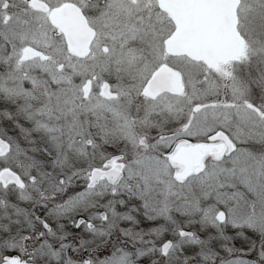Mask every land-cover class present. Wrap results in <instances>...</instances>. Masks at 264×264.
<instances>
[{"label": "snow or ice", "instance_id": "1", "mask_svg": "<svg viewBox=\"0 0 264 264\" xmlns=\"http://www.w3.org/2000/svg\"><path fill=\"white\" fill-rule=\"evenodd\" d=\"M0 264H264V0H0Z\"/></svg>", "mask_w": 264, "mask_h": 264}]
</instances>
